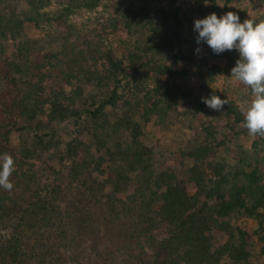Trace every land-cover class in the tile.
Masks as SVG:
<instances>
[{
    "label": "rangeland",
    "instance_id": "1",
    "mask_svg": "<svg viewBox=\"0 0 264 264\" xmlns=\"http://www.w3.org/2000/svg\"><path fill=\"white\" fill-rule=\"evenodd\" d=\"M95 1L94 8L74 9L67 18L60 21L57 17L62 13L66 0H61L60 3L58 0H40L39 15L35 14L26 0H0V15L22 22L18 37L15 40H0V49L12 58L19 49L18 44H24L26 50L23 53L27 51L30 60L45 64L43 72L49 73V76L40 78L35 72L36 77L32 79L28 74L15 72L5 78L0 71V149L8 146L14 150L15 173L11 175L10 181L15 196L21 197L17 201L19 206L26 208L37 198H43L55 206L61 212L63 220L70 225L65 243L71 242L73 247L74 243L80 242L78 247L86 256V259L79 258L81 263L84 260H105L104 264H150L161 253L156 249L157 246L142 249L144 257L141 256L137 261L131 256H120L121 253L128 255L131 251L136 254L139 250L136 247L130 248L131 244L123 236V223L109 224L106 228V223H101L102 215L112 206L110 196L113 190L107 182L110 172L106 168L108 156L99 147L106 144V147L113 150L114 142L119 139L128 140L132 130L129 128L130 123L127 125L126 116H133L132 121H138L142 127L138 139L153 152L152 165L155 172H172L178 177H185L191 162L183 159L182 152L213 134L214 142L218 144L214 160L226 163L225 173L228 174V182L223 191L229 192L234 184L238 187L245 186L247 182H244L241 174L252 170L262 177L264 185V139L253 138L248 134L243 127V116L239 110L241 102L249 93L242 84L229 78L231 68L239 59V53L231 50L225 57L215 54L205 42L197 44L198 33L194 31V21L211 13H216L219 18L229 11L235 12L241 22L248 18H264V0ZM144 3L146 11L140 19L134 12L142 9ZM167 14L177 15V19L169 20ZM108 19L116 20V29L103 34L101 23ZM177 23L178 33L184 39L180 45V53L184 56L191 55L195 66H186L190 68L186 76L178 74L177 71H181L178 67L171 66V79L163 81L167 86L176 85L179 91L191 90V94L187 98L179 96L176 103L171 104L172 109L168 114L161 118L158 113L151 114L150 121L144 124L140 115L143 109L141 103L146 101V89L156 86L150 65H170L172 59L167 53L143 54L142 49L149 43L148 39L156 28L160 29L159 33L167 40L174 39L171 29L176 30ZM70 45L77 46L84 54V58H79L80 62L75 59L79 65L74 63L71 55L61 54ZM197 48L200 49L198 53ZM108 49L113 52L114 60L125 68L124 74L105 79L103 83L96 82L93 77L90 80H86V76L82 80L74 77L75 71L80 74L86 70L96 73L107 68L104 54ZM56 55L58 57L52 58L51 65L44 62L45 57ZM130 56H136L139 60L131 63ZM139 63L146 64L138 68ZM69 74L72 76L69 77ZM65 77L71 84L66 83ZM39 78L43 80L38 82ZM114 85L118 92L116 104L113 107L105 106L104 115L99 119V122L101 120L108 127L102 130L103 135H108V140H99L95 135L98 136L100 130H96V122L88 117L85 109L91 108L97 99L104 98ZM164 87L166 86L162 85V89ZM50 90H60L65 94L67 98L62 102L74 115L67 116L63 121L55 119L51 122L44 121V116L39 115L30 123L24 122L25 117L21 112L23 105L17 106L18 101L29 93H37L38 98L47 99L51 97ZM149 94L151 100L160 96L155 92ZM212 94L228 99L235 114L227 111V104L220 111L206 106L202 98H210ZM62 98L63 96L59 99ZM160 98L164 103H170L163 91ZM125 101H129V106L133 105L135 108L140 102L135 115V112L128 115L129 106ZM36 123L41 125L39 129L36 128ZM97 141H103L104 144L96 145ZM97 164L103 172L96 168ZM234 175L236 180H233ZM130 176L134 177L135 174L131 173ZM17 184L18 188L14 187ZM27 186L31 190H26ZM137 186L138 180H131L127 193L114 196L115 199L125 200ZM24 188L29 192L25 191L21 195ZM210 202L215 203L212 200ZM247 203L252 204L249 197ZM257 211L261 214L256 218L248 217L244 211H236L225 221L229 222L231 228L239 227L243 231L247 249L252 254L251 260L255 264H264V206ZM26 224L27 221L23 219L16 235L29 234V239L26 235L23 236L26 238L28 251L26 256L31 263L79 264L76 258L71 259L73 256L70 248L64 244L57 247L54 237L47 239L45 235L54 234V230L44 235L36 229H27ZM155 232L159 238L165 234ZM6 235H10V230L0 224V259L7 245L4 242L8 237ZM238 235L236 233L235 238L229 240L235 239L232 241L237 242ZM226 238L222 233L215 232L212 249L228 241ZM223 259L227 258L224 256Z\"/></svg>",
    "mask_w": 264,
    "mask_h": 264
},
{
    "label": "trees",
    "instance_id": "2",
    "mask_svg": "<svg viewBox=\"0 0 264 264\" xmlns=\"http://www.w3.org/2000/svg\"><path fill=\"white\" fill-rule=\"evenodd\" d=\"M49 1L46 0V2ZM60 1L58 0V3ZM26 2L32 7L35 14H40L38 9L41 6L40 0H26ZM65 4L57 20L62 21L65 17L67 18L68 14L72 13L74 9H92L96 6V1L66 0ZM145 11L146 7L144 3L143 8L137 13L134 12V14L141 19ZM167 17L169 20L173 19L175 21L177 19V15L167 14ZM178 25L179 23L176 24V30L171 29L174 35V39L171 40H167L165 36L159 33L160 29L156 28L148 39L149 43L144 45L142 49L143 54L167 53L172 59L170 65H150L152 72H154L156 86L146 89L147 95L144 96V100L146 101L141 103L143 109L141 114H139L142 116L144 124L150 121L151 114L158 113L159 118L168 114V111L172 109L171 104H175L179 96L187 98L191 94V90L179 91L176 85L167 86V83L164 82L166 78L171 79L173 75L171 66L178 67L181 70L177 71L178 74L185 76L188 75V70L190 69L186 68V66L188 64L195 66V61L191 55L184 56L180 53V45L184 39L178 33ZM21 26L22 22L20 20L6 18L5 15H0V40H15L19 35ZM101 26L103 34L111 32L112 30L115 31L116 20L108 19L106 22L101 23ZM100 35L99 33L98 36ZM18 45L19 49L12 58H9L0 49V71L2 72L0 73L4 74L5 78H7L8 74L15 72L28 74L32 79L36 77L35 72L41 76L40 78L49 76V73L43 72L46 65L30 60L27 51V54L23 53L26 50L25 45ZM228 52L226 50L220 53V56L225 57ZM61 54H65L66 56L71 55L75 64L78 61L80 62L79 58H84L83 52L75 45L66 47ZM53 57L56 59L58 56H47L44 62H49L48 64L51 65ZM114 58L113 52L108 49L104 54L107 68L96 73L86 70L85 73L80 74L75 71L74 77L79 80H82L84 76H86V80H90L93 77L96 82L101 83L105 79L109 80L112 77H120L121 74L125 73V68L118 61L114 60ZM130 60L131 63H135L139 58L130 56ZM144 64L146 63H139L138 68ZM68 76L71 77L72 74ZM40 78L38 82L43 80H40ZM65 78L66 83L71 84L70 80L67 81V77ZM162 85L166 87L162 89ZM243 88L249 93V90L245 86ZM162 91L163 94L169 97L170 103H164L163 99L161 100L160 96L162 95ZM150 92H155L160 96L151 100L149 97ZM50 93L51 97L47 99L38 98L37 93L35 95L29 93L27 97L18 101L17 106L20 104L23 105L21 112L25 117L24 122L30 123L39 115H43L44 121L48 122L55 119L63 121L67 116L74 115V113L69 111L65 103L62 102L63 99L65 100L67 98L62 91L55 90L52 92L50 90ZM60 95L63 96L61 100L59 99L61 98ZM117 98V86L114 85L113 89L104 98L101 100L97 99L91 105V108L85 109L89 115L88 117L96 122L94 125L96 130H100L99 135H95L96 139L105 141L107 138L108 135H103L102 130L108 127L102 124L101 120L99 122V119L104 115L103 109L105 106H115ZM221 99L225 98L221 97ZM125 102L129 106V101ZM138 104L141 105L140 102ZM138 104L136 108L133 105L128 107V115H131L133 112H135V115L138 112ZM163 104L165 105L162 106ZM233 108L230 103L227 104V111L235 114ZM132 117L126 116L128 119L127 125L130 123L129 128L132 130L128 140H117L112 145L113 150H111V147H106V144L103 147H99L104 149L105 154L108 156V165L106 168L110 172L108 173L107 182L111 184L113 190V194L110 196L112 206L108 208L110 209L109 211L104 212L102 215L101 223L107 224H105L104 228L109 224L118 225L123 223L125 226L123 236L131 244L130 248L134 249L136 247L139 250L136 254H133V251H131V254L128 253L127 255V253L120 252L121 254L119 255L131 256L134 258V261H137L141 256L144 257L143 252H141L142 249L149 246L152 248L157 246L156 249L161 253L150 264H255L251 260L252 254L247 249L243 231L239 227L231 228L229 222L227 220L225 221V219H229L233 212L236 211H244L251 218H256V216L258 217L261 214L257 210L264 206V185L262 183V177L255 173L254 170L242 172L241 177L244 182H247L246 185L238 187L234 184L228 190L229 192L225 193L223 188L228 182V174L225 173L226 163L214 160V151L218 144L214 142L213 134H209L198 145L182 152L183 159L191 162L187 167L185 177H178L172 172L156 173L152 165L153 152L150 147L138 139L142 133V127L138 121H132ZM39 126L41 125H37L36 123V128L39 129ZM96 143V145H99V143L104 144L103 141H97ZM74 149L72 148V150ZM3 153L10 154L14 159V164L16 163L13 149L4 146L0 149V154ZM96 168L99 171L102 170L98 164ZM13 173L12 175H14ZM131 173L135 174V176L131 177ZM136 179L138 180V186L126 196L125 200L121 198L115 199L114 196L127 193L129 182L131 180L136 181ZM236 179L237 177L235 178L234 175L233 180ZM18 186L17 184L14 187L18 188ZM26 190L31 189L27 186ZM26 190L24 188V191H21V195H24ZM34 193L35 190L33 191ZM247 196L252 202L251 205L247 203ZM19 200H21V197L15 196V190L13 188L10 192L1 188L0 213L2 219L0 220V224L3 228L10 230V235H6L8 237L4 242L7 245L4 247L5 251L3 252L2 259H0V264L40 263L38 261L31 263L26 256L28 251L24 236L29 234L21 233L16 235L19 228L21 229L23 219L27 221V229H36L38 232H43L42 234L44 235L52 233L54 230V234L45 235L47 239L50 240V238L54 237L58 245L57 247H61L64 244L70 248L73 256L71 259L76 258L79 264H104L105 260H99L97 262L84 260L81 263L79 258L86 259V256L83 255L81 249L78 247L80 242L74 243V248L71 246V242L65 243L66 234L69 232L68 227L70 225L63 220L61 212L56 210V207L51 205L50 202L43 198H37V200L34 199L26 208H21L17 203ZM211 200L215 203L212 204L210 202ZM115 204L119 205V208ZM120 206H122L121 209ZM155 231L159 233L164 232L165 234L162 238H159ZM215 232L222 233L223 237L228 238V241L212 249V246H214L213 234ZM236 233L239 234L236 239L238 241H232L235 239L229 240L235 238ZM27 237L29 239V236ZM117 249L118 247L116 246ZM32 255L34 257V254H31V257ZM224 256L227 258L226 260L223 259ZM113 262L116 261L113 259Z\"/></svg>",
    "mask_w": 264,
    "mask_h": 264
},
{
    "label": "clouds",
    "instance_id": "3",
    "mask_svg": "<svg viewBox=\"0 0 264 264\" xmlns=\"http://www.w3.org/2000/svg\"><path fill=\"white\" fill-rule=\"evenodd\" d=\"M194 31L198 33L197 44L205 42L215 54L237 50L239 59L231 68L229 78L234 79L249 90L239 110L243 116V127L253 138L264 139V18H248L243 22L235 12H227L217 17L208 14L194 21ZM199 48L196 49L198 53ZM210 109L220 111L229 103L212 94L202 98ZM15 170L13 157L8 153L0 154V187L11 191L10 177Z\"/></svg>",
    "mask_w": 264,
    "mask_h": 264
}]
</instances>
